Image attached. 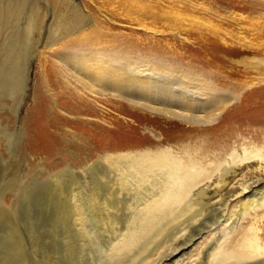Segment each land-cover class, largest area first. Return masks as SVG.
Wrapping results in <instances>:
<instances>
[{
  "label": "rangeland",
  "instance_id": "374dc122",
  "mask_svg": "<svg viewBox=\"0 0 264 264\" xmlns=\"http://www.w3.org/2000/svg\"><path fill=\"white\" fill-rule=\"evenodd\" d=\"M83 51L209 77L231 102L203 126L264 147V0H0V264H94L96 247L72 223L78 175L128 139H153L145 125L156 112L136 116L78 81L72 60ZM219 216L207 211L206 231ZM253 224L264 249V209L245 213L232 241Z\"/></svg>",
  "mask_w": 264,
  "mask_h": 264
},
{
  "label": "bare ground",
  "instance_id": "6f19581e",
  "mask_svg": "<svg viewBox=\"0 0 264 264\" xmlns=\"http://www.w3.org/2000/svg\"><path fill=\"white\" fill-rule=\"evenodd\" d=\"M72 61L76 78L92 94L110 93L131 104L125 109L136 116L142 115L137 107L156 112L145 125L153 139H128L78 175L72 223L80 243L96 247L94 264L263 262L259 227L232 238L245 213L264 209V147L233 143L231 134L203 126L217 121L231 99L209 77L169 63L122 67L84 51ZM176 143L178 151L166 147ZM211 209L220 219L206 231ZM205 232L211 236L199 254L180 258Z\"/></svg>",
  "mask_w": 264,
  "mask_h": 264
}]
</instances>
